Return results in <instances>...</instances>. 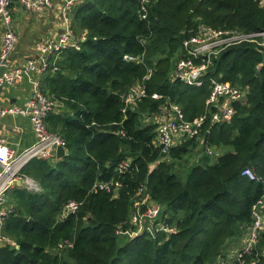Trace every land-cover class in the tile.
<instances>
[{"label": "trees", "instance_id": "16d2710c", "mask_svg": "<svg viewBox=\"0 0 264 264\" xmlns=\"http://www.w3.org/2000/svg\"><path fill=\"white\" fill-rule=\"evenodd\" d=\"M201 24L264 31V5L86 0L74 7L72 27L78 35L86 31L87 39L80 49L64 51L59 69L42 81L43 92L60 104L47 124L66 139V155L35 159L24 168L39 189L8 191L4 205L12 211L0 231L17 247L0 245V264H117L121 255L130 264H216L234 257L253 222L252 206L264 193V45L227 47L213 57L202 86L173 79L183 40ZM212 79L247 88L232 120L207 119L199 136L162 153L155 142L157 125L146 117L156 115L166 100L179 104L189 120L205 114ZM137 84L146 87L147 96L124 113V96ZM124 159L132 164L119 173ZM245 167L261 179L242 175ZM110 178L122 183L118 197L94 189L97 180ZM140 189L161 205V217L175 233L129 238L119 232L134 228ZM71 200L79 203L73 213L65 210ZM64 240L73 246L59 249ZM256 260L264 264V230L252 251L233 264Z\"/></svg>", "mask_w": 264, "mask_h": 264}, {"label": "built area", "instance_id": "2783aa9c", "mask_svg": "<svg viewBox=\"0 0 264 264\" xmlns=\"http://www.w3.org/2000/svg\"><path fill=\"white\" fill-rule=\"evenodd\" d=\"M86 0H0V25L3 27L0 53V90L4 86L16 85L24 77L31 79L32 89L26 105H5L0 100V119L6 116H29L34 133L35 142L24 150L11 147L6 137L0 134V224L12 211V206H6L5 200L8 191L24 186L30 190H37L39 186L31 177L23 173L24 168L35 159L45 161L55 160L57 149L66 146V139L60 134L52 132L47 124V118L51 112L59 107V102L47 96L42 90L41 77L48 72H56L59 69L58 61L64 51L68 49H80L81 42L87 39V32L78 35L72 27V10L79 3ZM264 5V0H259ZM18 3L28 13H46L48 11L59 12L60 31H55L45 40L36 45L37 55L25 61L13 64L11 57L14 52L18 34L12 18L13 4ZM145 9V8H144ZM145 16V15H144ZM63 30V31H62ZM243 42H256L264 45V31L241 32L228 29H217L206 24H201L199 31L182 42V56L177 60L173 70V79L184 81L192 86H202L207 81V73L212 65L213 57L229 46ZM126 59L133 57L126 55ZM4 67L3 72L1 68ZM150 69L145 78L152 75ZM247 88L232 85L229 82L212 79L211 93L206 99L207 112L194 119H187L182 107L174 102L166 100L161 104L159 112L154 116L146 117L157 125L155 142L161 147V152L168 154L171 148L187 138L199 136L207 119L215 123H224L232 120L236 113L235 104L246 97ZM147 96L144 85L137 84L131 87L124 96L122 111L127 113V108L138 100ZM159 99L161 95L152 94ZM130 160H122L116 170L126 173L130 166ZM242 175L253 180L261 178L253 168L245 167ZM122 183L110 178L97 180L94 189L112 192L113 196H119ZM135 210L132 213L131 222L134 228L121 234H127L129 238L150 234L158 237L161 234L170 235L177 231L161 217L162 207L151 200L149 193L139 190L138 197L134 201ZM79 208L77 201L71 200L66 204V212H76ZM253 222L247 227L240 249L233 258L221 257L216 264H233L241 259L244 254L250 253L259 236L264 230V193L252 206ZM123 232V233H122ZM11 244L17 247V243L5 236L0 231V245ZM73 243L64 240L59 244V249L72 247ZM252 264H259L253 261Z\"/></svg>", "mask_w": 264, "mask_h": 264}, {"label": "crops", "instance_id": "0c3cea01", "mask_svg": "<svg viewBox=\"0 0 264 264\" xmlns=\"http://www.w3.org/2000/svg\"><path fill=\"white\" fill-rule=\"evenodd\" d=\"M59 12L28 13L18 3L13 4L12 18L18 34V42L12 53V63L17 64L37 55L36 45L55 31H60ZM3 27L0 25V53ZM44 75L41 77L43 81ZM32 89L31 79L24 77L21 82L4 86L0 90L2 104L26 105ZM58 112V111H57ZM0 134L6 137L8 144L21 151L35 142V133L29 116H6L0 119ZM238 249L234 250V256Z\"/></svg>", "mask_w": 264, "mask_h": 264}, {"label": "rangeland", "instance_id": "374dc122", "mask_svg": "<svg viewBox=\"0 0 264 264\" xmlns=\"http://www.w3.org/2000/svg\"><path fill=\"white\" fill-rule=\"evenodd\" d=\"M191 162H192V161H191ZM191 162H190L189 164H191ZM181 168H182V167H181ZM188 171H189V170H185V171H184L183 177H185V176L187 175ZM233 256H234V254H233ZM119 263H121V264H130V259H129L126 255H121V256L119 257V259H118L117 264H119Z\"/></svg>", "mask_w": 264, "mask_h": 264}, {"label": "water", "instance_id": "95a60500", "mask_svg": "<svg viewBox=\"0 0 264 264\" xmlns=\"http://www.w3.org/2000/svg\"><path fill=\"white\" fill-rule=\"evenodd\" d=\"M63 31V30H62ZM4 67L1 68V71L3 72ZM66 155V147L65 146H60L57 149V155L55 160H58Z\"/></svg>", "mask_w": 264, "mask_h": 264}]
</instances>
